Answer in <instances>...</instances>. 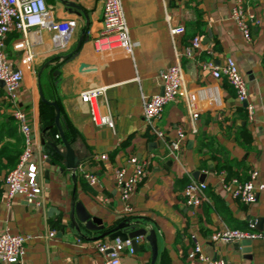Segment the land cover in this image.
<instances>
[{"label": "crops", "instance_id": "obj_1", "mask_svg": "<svg viewBox=\"0 0 264 264\" xmlns=\"http://www.w3.org/2000/svg\"><path fill=\"white\" fill-rule=\"evenodd\" d=\"M45 1L54 18L76 21L66 51H52V34L47 31L29 35L34 57L28 65L20 50V33H11L5 45L9 62L23 72L17 105L32 129L33 160L38 150L47 156L42 167L44 207L29 204L21 195L7 198L4 177L24 145L0 83V233L6 230L27 238L25 253L16 264H104L92 246L108 240L96 237L125 219L112 172L124 167L130 156L149 164L126 218L138 221L136 229L154 232L156 253L152 258L148 243L140 237L131 253L123 249L120 264H198L187 258L192 238L202 254L226 264H264V239L251 240L248 246L210 240L213 232L222 229L264 233V0H244L246 12L258 21L250 25L248 40L229 19L235 0H120L131 52L99 55L93 52L92 41L101 29L103 0ZM64 1L76 4L80 14ZM177 26L183 32L171 35L169 28ZM193 39L198 41L197 49L191 48ZM186 49L191 50L190 58L184 56ZM226 58L234 60L245 82V104L237 103L224 80L213 79L200 67L220 66ZM175 64L181 70L182 95L164 105L154 123L163 134L161 141L143 121L142 101L160 93L159 71ZM39 85L43 98L59 105L64 139L78 160L74 179L65 169L60 173L61 165L51 156L50 144L61 150L62 145L57 130L41 126V109H45ZM89 89L102 90L100 112L111 117L112 129L90 121L87 107L79 101ZM188 101L198 115L194 121ZM245 105L252 108L250 117ZM46 115L50 116L49 110ZM177 130L184 137L178 150L170 153L167 144L176 139ZM100 155L106 160H99ZM250 169L257 173L252 204L220 190V172L226 181L243 182ZM130 170L126 168L127 173ZM85 173L96 178L95 184L83 179ZM191 181L206 185L197 207L188 206L183 194ZM72 196L90 218L100 221L101 231L85 230L74 213L79 232L73 229ZM50 233L54 236L48 237Z\"/></svg>", "mask_w": 264, "mask_h": 264}, {"label": "built area", "instance_id": "obj_2", "mask_svg": "<svg viewBox=\"0 0 264 264\" xmlns=\"http://www.w3.org/2000/svg\"><path fill=\"white\" fill-rule=\"evenodd\" d=\"M79 2L80 0H72ZM229 19L232 21L244 40L249 39L250 25L258 23L257 18L244 8V0H235ZM76 28V21L61 20L53 17L51 8L45 0H0V82L4 85V98L13 107V118L17 123L20 134L23 137V150L19 156L17 165L4 177V185L8 200L16 195H21L31 205L44 207L43 200V164L47 156L38 150V158L33 160L35 144L32 129L29 125L27 114L18 108L17 95L23 82V72L14 69L7 58L6 40L11 33H20L21 49L24 51V62L28 65L33 61V53L30 50L29 35L32 32L47 31L52 34L51 41L54 53L66 51L70 38ZM183 28L180 26L169 28L171 35L180 34ZM198 41H191V48H198ZM131 42L125 22L120 0H103L101 14V29L92 41V49L95 54H104L113 51L131 52ZM184 56L191 57V50L186 49ZM201 69L209 71L215 80H224L232 89L237 103L246 100L245 82L238 71L237 65L231 58H226L222 65L212 66L203 63ZM160 93L151 95L142 101V118L150 127L157 139L163 141V134L156 129L154 123L159 119L163 106L173 102L176 97L181 96V70L179 64L169 66L157 75ZM102 95L100 89H89L79 95L80 103L87 107L90 121L98 127L112 129L113 122L108 114L100 112L99 97ZM190 120L197 118V113L192 110L191 102H187ZM248 117L251 116L252 108L245 105ZM182 131H176V139L167 144L170 153L178 150V143L183 139ZM99 160H106V155H100ZM148 160L130 156L126 165L113 170L112 178L118 191L121 205V213L126 218L131 215L132 208L130 200L137 185L145 178L148 170ZM130 167L127 173L126 168ZM247 179L238 182L236 179L225 180L224 173L220 172L219 187L232 199L249 205L255 201L253 182L256 178L255 170L247 171ZM83 179L90 185L95 184L96 178L89 174H83ZM206 189L204 183L191 181L183 189L185 202L188 206L197 207L203 199ZM50 233L48 237H53ZM264 239V233L244 232L238 230L222 229L212 233L210 240L214 243L232 244L244 240ZM26 237L13 235L4 230L0 233V262L16 264L25 253ZM193 246L187 254L190 261L198 264H226L222 259L210 258L202 254L199 244L192 238ZM94 250L104 259V264H120L119 256L123 249L127 248L131 253L130 241L112 240L97 241L93 243Z\"/></svg>", "mask_w": 264, "mask_h": 264}, {"label": "water", "instance_id": "obj_3", "mask_svg": "<svg viewBox=\"0 0 264 264\" xmlns=\"http://www.w3.org/2000/svg\"><path fill=\"white\" fill-rule=\"evenodd\" d=\"M64 4L67 7L74 9L76 13L78 12L77 14H80L79 7L73 2L64 1ZM82 36H83V33H82ZM80 41L81 39L78 40L75 50L78 49L80 45ZM57 73L58 72H56V74ZM0 83L3 84L2 82ZM39 89H40V96H41L42 101L45 104L53 107L54 109V126L58 132L57 138L61 141L62 150L53 143L51 144L49 143V144L53 150V155L56 156L55 159H56L57 165H61L58 171L62 173V170L65 169L66 171L70 173L71 179H74L75 170L77 169V166H78V160L74 158L72 150L70 149L68 143L64 139L63 132H62V126H61V116H60L59 105L55 101H51V102L46 101L43 98L40 85H39ZM42 144L43 145L46 144L44 140H42ZM199 182H201V179H199ZM70 204H71V209L69 213L70 225L73 227L75 231L79 232V228L75 224V221L72 217L73 213H74L76 221L82 224L85 230L101 231L103 229L100 221L94 218H90V216L84 211L80 203H74L73 196H72ZM136 225H138L137 220H133L132 218H125L112 229L102 232L98 237H96V239H102L104 237H107L108 240H112L115 238L119 239L120 241L129 240L130 247L133 250L137 246L136 240L140 237H143L150 247V251L152 254V258H153L156 253L154 232L152 230H145L143 228L136 229L135 228ZM249 244H250L249 240L241 241V245L243 246H248Z\"/></svg>", "mask_w": 264, "mask_h": 264}, {"label": "trees", "instance_id": "obj_4", "mask_svg": "<svg viewBox=\"0 0 264 264\" xmlns=\"http://www.w3.org/2000/svg\"><path fill=\"white\" fill-rule=\"evenodd\" d=\"M42 107H43V109H45V111L41 109V126H42V128L45 129L46 126L49 125L50 127L46 128V130H56V128L54 126V114H53L54 109H53V107H51L47 104H44V103H42ZM47 110H49V112H50V116H48V117L46 115ZM21 153H22L21 150L18 151L14 165L6 171V174L17 165V162H18V159H19V156ZM51 156L56 158V156L53 155V151L51 152ZM226 178L229 179L230 177L226 174Z\"/></svg>", "mask_w": 264, "mask_h": 264}]
</instances>
